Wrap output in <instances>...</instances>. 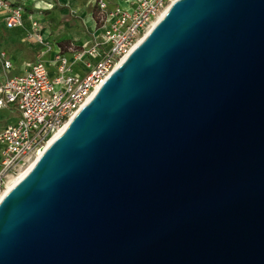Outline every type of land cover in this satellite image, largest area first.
Returning <instances> with one entry per match:
<instances>
[{
    "label": "water",
    "instance_id": "95a60500",
    "mask_svg": "<svg viewBox=\"0 0 264 264\" xmlns=\"http://www.w3.org/2000/svg\"><path fill=\"white\" fill-rule=\"evenodd\" d=\"M0 264H264V0H176L0 199Z\"/></svg>",
    "mask_w": 264,
    "mask_h": 264
},
{
    "label": "built area",
    "instance_id": "2783aa9c",
    "mask_svg": "<svg viewBox=\"0 0 264 264\" xmlns=\"http://www.w3.org/2000/svg\"><path fill=\"white\" fill-rule=\"evenodd\" d=\"M174 0H134L131 9L109 8L108 0H95L96 34L88 48L72 43L65 53L53 50L50 66L42 60L28 65L23 73L11 74L13 64L0 50V109L14 104L18 117L0 131V193L10 178L27 164L50 138L64 128L115 70L121 59L143 39L147 28ZM0 15L7 30L25 29L24 9L0 0ZM41 23L28 18L24 38L50 51ZM74 61L86 57L84 76L71 74L66 55ZM2 146V147H1Z\"/></svg>",
    "mask_w": 264,
    "mask_h": 264
},
{
    "label": "rangeland",
    "instance_id": "374dc122",
    "mask_svg": "<svg viewBox=\"0 0 264 264\" xmlns=\"http://www.w3.org/2000/svg\"><path fill=\"white\" fill-rule=\"evenodd\" d=\"M6 1L11 4L14 2V4L21 5L33 16L34 19H38L45 24V38L51 37L48 42L52 47L53 38H58L57 41L65 40L67 45H70L75 41L77 42L76 44L83 45L85 49L90 45L93 28L91 29L87 23L90 21L89 14L93 10L92 3L89 2L91 0H75L73 3L71 0H63L64 2L62 6L61 4L56 3L55 0ZM79 8L82 10L81 12H77V9ZM128 9H131V7L129 6ZM95 29L96 28H94V31ZM67 39H71V41ZM18 42L20 43L18 45L27 42L24 38V31H4L0 22V47L5 46L12 50L17 47ZM66 60L69 65L73 64L71 74L84 76L88 71L84 63L87 61L86 57H82L79 61H74L73 56L67 54ZM1 78L2 76H0V79ZM16 117H18V112L14 104H6L5 108L0 109V131L7 125L11 124Z\"/></svg>",
    "mask_w": 264,
    "mask_h": 264
},
{
    "label": "crops",
    "instance_id": "0c3cea01",
    "mask_svg": "<svg viewBox=\"0 0 264 264\" xmlns=\"http://www.w3.org/2000/svg\"><path fill=\"white\" fill-rule=\"evenodd\" d=\"M56 3H59L61 4V6L63 5V0H55ZM68 1V0H67ZM75 0H71V2L73 3ZM134 0H108V4H109V8H112L114 7L115 5H119L121 6L123 9H128L129 6L131 7V3L133 2ZM92 3V12L89 14V17H90V21H88V26L92 29V35L93 34H96V30L94 31V28H95V14L97 12V8L95 6V0H91L89 1ZM117 3V4H116ZM13 5H19V4H14V2H12ZM21 6V5H19ZM22 7V6H21ZM24 9V15H23V20H24V27L25 29L28 28V18H33V16L28 13L26 11V9L23 7ZM82 10L79 8L77 9V12H81ZM34 20H37L39 23H41L42 27H43V30H42V35L45 39L46 42H48L49 38H45V24H43L42 22H40L38 19H34ZM0 22L2 24V27H3V30H7L4 26V22H3V17L2 15H0ZM25 29H15V30H9V31H24V34H25ZM91 35V37H92ZM47 37V36H46ZM58 38H53V47L50 46V51L46 52V48L41 46V45H37V44H33V43H29V42H26V43H23L21 45H18L20 44L19 42L17 43V47L10 50L8 49L7 47L3 46V47H0V50H4L6 51L7 55L9 56L12 64H13V68H12V71H11V74H19V73H23L29 64L31 63H34L36 61H39V60H42L44 61L49 67V75H53V67L50 66V62L51 59L53 58V48H57L59 47L63 53H65L68 45L66 44V41L65 40H59L57 41ZM67 40H70L71 39H67ZM73 41V39H72ZM22 42V41H21ZM74 43L76 44L77 42L74 41ZM0 76H1V71H0ZM17 118V117H16ZM15 118V119H16ZM14 119V120H15ZM13 120V122H14Z\"/></svg>",
    "mask_w": 264,
    "mask_h": 264
},
{
    "label": "bare ground",
    "instance_id": "6f19581e",
    "mask_svg": "<svg viewBox=\"0 0 264 264\" xmlns=\"http://www.w3.org/2000/svg\"><path fill=\"white\" fill-rule=\"evenodd\" d=\"M176 0H174L159 16L158 18L153 21L151 23V25L147 28L145 35H147L150 30L154 27V25L160 20V18L165 14V12L171 7V5L175 2ZM142 40V39H141ZM139 40L138 43L141 41ZM137 43V44H138ZM128 56V54L126 56H124L121 61L115 66V69L126 59V57ZM91 97L88 99L90 100ZM74 117V115L71 117V119ZM64 128L60 129L59 131H57L48 141V143L46 145H44L42 147V149L37 153L36 156H34L29 163L25 166L17 173L16 176H13L10 178L9 182L6 184L5 189L0 193V199L27 173V171L32 167V165L34 164V162L45 152L46 148L57 138V136L63 131Z\"/></svg>",
    "mask_w": 264,
    "mask_h": 264
},
{
    "label": "trees",
    "instance_id": "16d2710c",
    "mask_svg": "<svg viewBox=\"0 0 264 264\" xmlns=\"http://www.w3.org/2000/svg\"><path fill=\"white\" fill-rule=\"evenodd\" d=\"M95 19H96V14H95Z\"/></svg>",
    "mask_w": 264,
    "mask_h": 264
}]
</instances>
